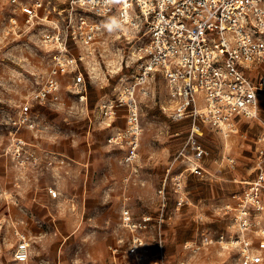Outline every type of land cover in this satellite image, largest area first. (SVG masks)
<instances>
[{
	"label": "rangeland",
	"instance_id": "1",
	"mask_svg": "<svg viewBox=\"0 0 264 264\" xmlns=\"http://www.w3.org/2000/svg\"><path fill=\"white\" fill-rule=\"evenodd\" d=\"M11 13L9 1L0 0V264H18L13 258L17 237L12 219L22 215L32 241L31 264H57L63 240L61 264H108L114 246L119 247L118 261L131 262L127 249L135 233L125 222L126 209L135 220L151 217L139 230L144 264H239L237 249L223 248L217 239L230 229L223 205L241 188L234 179L255 174L253 138L261 122L248 120L242 132L228 135V140L220 129L199 121L203 132L198 139L210 151L205 161L210 172H184L180 184L176 175L184 168L178 153L193 120L171 118L165 109L167 81L158 72L144 84L150 94L138 92V154L125 161L128 143L114 142L110 136L127 125L126 109L118 111L115 126L107 127L99 104L134 77L138 59L135 40L105 30L94 42V55L80 63L87 102L67 88L70 74H66L61 102L35 103L42 123L27 129L43 150L56 151L57 157L52 164L22 170L4 154L9 137L6 120L45 81L52 49L41 42L45 24L29 27L18 11V25L12 27ZM223 153L236 156L235 168L221 160ZM50 187L57 188V196L50 194ZM191 241L200 248H186Z\"/></svg>",
	"mask_w": 264,
	"mask_h": 264
},
{
	"label": "built area",
	"instance_id": "2",
	"mask_svg": "<svg viewBox=\"0 0 264 264\" xmlns=\"http://www.w3.org/2000/svg\"><path fill=\"white\" fill-rule=\"evenodd\" d=\"M8 1L13 11L9 17L12 27L18 25V11L29 27L45 24L40 38L52 53L45 81L21 102L14 116L8 114L9 140L4 154L22 170L53 163L57 153L41 150L22 134V128L38 127L40 118L35 103L61 102L62 79L66 74H70L67 88L79 101L87 102L86 75L80 63L94 55V42L107 30L103 23L116 17L122 23L116 30L118 35L135 40L137 72L121 83L115 96L102 100L99 112L109 126L118 111L126 109L127 125L110 136L114 142L128 143L130 153L125 161L138 154V92L150 94L142 86L158 72L167 81L169 101L165 109L171 118L193 120L187 142L178 153L184 168L176 175L180 184L184 172H210L205 163L210 151L198 139L199 121L228 135L240 132L248 120L261 122V129L253 138L255 174L234 179L241 188L223 205L230 216V229L219 233L217 240L223 248L237 249L239 264H264V0ZM77 46H82L83 51L74 50ZM220 158L232 168L237 165V158L231 153H223ZM49 192L53 197L58 195L57 188L50 187ZM123 216L135 233L127 249L133 261H118L119 247L114 246L108 264H144L146 256L142 253L143 237L139 230L147 226L151 217L135 220L130 209ZM27 225L25 218L12 219L17 237L13 258L18 264H31L32 241ZM200 246L197 241L185 243L192 250Z\"/></svg>",
	"mask_w": 264,
	"mask_h": 264
},
{
	"label": "crops",
	"instance_id": "3",
	"mask_svg": "<svg viewBox=\"0 0 264 264\" xmlns=\"http://www.w3.org/2000/svg\"><path fill=\"white\" fill-rule=\"evenodd\" d=\"M2 106H4V105H2ZM1 106V107H2ZM119 115V114H118ZM117 115V116H118ZM117 118V117H116ZM116 118H115V120H114V122H113V124L115 123V121H116ZM184 118H190V117H184ZM182 119V118H181ZM253 121V120H252ZM109 125V126H107L106 124H105V126H107V127H112V126H115V125ZM120 127V126H119ZM118 127V128H119ZM116 131H112V133H115ZM22 134L26 137V138H28L29 140H31L32 142H34L41 150H43L42 149V147L39 145V143L35 140V138L33 137V134L31 133V132H29L28 131V129L26 128V127H23L22 128ZM8 140H9V137H8ZM7 143H8V141H7ZM7 143H6V145H7ZM5 145V146H6ZM39 149V150H40ZM52 152H56V151H52ZM57 153V152H56ZM8 157V156H7ZM9 158V157H8ZM17 183H20V181H18ZM15 218H24L25 216H14ZM27 229H28V227H27ZM67 237L65 236L64 237V239H66ZM64 244V240H63V242H61V245L59 246V248H58V260H57V262L59 261V263L61 264V258H60V248H61V246Z\"/></svg>",
	"mask_w": 264,
	"mask_h": 264
},
{
	"label": "clouds",
	"instance_id": "4",
	"mask_svg": "<svg viewBox=\"0 0 264 264\" xmlns=\"http://www.w3.org/2000/svg\"><path fill=\"white\" fill-rule=\"evenodd\" d=\"M113 0H106V3H111ZM103 27L106 28L109 32L116 31L122 27V23L116 17H111L109 20L103 23ZM20 259H24L23 256Z\"/></svg>",
	"mask_w": 264,
	"mask_h": 264
},
{
	"label": "bare ground",
	"instance_id": "5",
	"mask_svg": "<svg viewBox=\"0 0 264 264\" xmlns=\"http://www.w3.org/2000/svg\"><path fill=\"white\" fill-rule=\"evenodd\" d=\"M142 90H143V91H146V87H145V85L142 86ZM146 95H147V94H146ZM199 131H200V132H203L201 128H199ZM221 131H222V130H221ZM222 132H223V134H224L225 136L228 137V134H227L225 131H222ZM227 139L229 140V137H228ZM237 179H239V178H237ZM156 264H159V262L156 261Z\"/></svg>",
	"mask_w": 264,
	"mask_h": 264
}]
</instances>
